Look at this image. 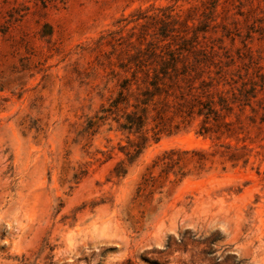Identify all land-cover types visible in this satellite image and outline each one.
Masks as SVG:
<instances>
[{"label":"rangeland","instance_id":"rangeland-1","mask_svg":"<svg viewBox=\"0 0 264 264\" xmlns=\"http://www.w3.org/2000/svg\"><path fill=\"white\" fill-rule=\"evenodd\" d=\"M0 264H264V0H0Z\"/></svg>","mask_w":264,"mask_h":264},{"label":"trees","instance_id":"trees-1","mask_svg":"<svg viewBox=\"0 0 264 264\" xmlns=\"http://www.w3.org/2000/svg\"><path fill=\"white\" fill-rule=\"evenodd\" d=\"M202 106H204V105L202 104ZM212 113H215V111L212 109L211 106H208V107L205 106L204 108H202L199 111V114L200 115H205L206 118H209V115L212 114ZM134 118L135 117H128L127 118V122L124 125H122V128L123 129L133 130L134 127L139 129V128H142L144 126V120L141 117H138V121H139L138 123L135 120H133Z\"/></svg>","mask_w":264,"mask_h":264}]
</instances>
